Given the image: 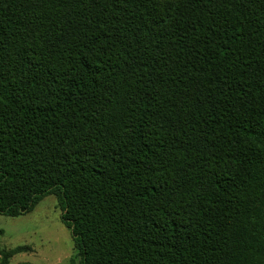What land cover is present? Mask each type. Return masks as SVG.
<instances>
[{"label":"trees","instance_id":"obj_1","mask_svg":"<svg viewBox=\"0 0 264 264\" xmlns=\"http://www.w3.org/2000/svg\"><path fill=\"white\" fill-rule=\"evenodd\" d=\"M50 195L79 264H264V0H0V215Z\"/></svg>","mask_w":264,"mask_h":264},{"label":"rangeland","instance_id":"obj_2","mask_svg":"<svg viewBox=\"0 0 264 264\" xmlns=\"http://www.w3.org/2000/svg\"><path fill=\"white\" fill-rule=\"evenodd\" d=\"M61 215L53 195L42 199L24 216L0 215V251L26 249L6 264H79L71 231L63 224ZM0 264H4L1 256Z\"/></svg>","mask_w":264,"mask_h":264}]
</instances>
